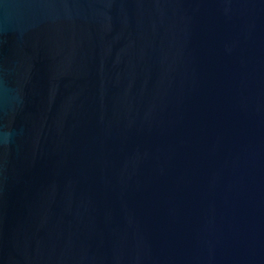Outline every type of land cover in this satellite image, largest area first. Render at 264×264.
Listing matches in <instances>:
<instances>
[{
    "label": "water",
    "instance_id": "95a60500",
    "mask_svg": "<svg viewBox=\"0 0 264 264\" xmlns=\"http://www.w3.org/2000/svg\"><path fill=\"white\" fill-rule=\"evenodd\" d=\"M0 264H264V0H0Z\"/></svg>",
    "mask_w": 264,
    "mask_h": 264
}]
</instances>
